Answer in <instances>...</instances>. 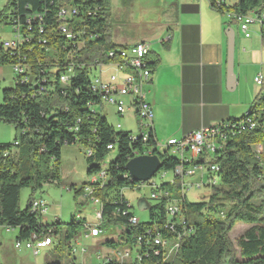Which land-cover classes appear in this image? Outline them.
Here are the masks:
<instances>
[{"label": "trees", "instance_id": "obj_1", "mask_svg": "<svg viewBox=\"0 0 264 264\" xmlns=\"http://www.w3.org/2000/svg\"><path fill=\"white\" fill-rule=\"evenodd\" d=\"M222 0H209L213 9L224 15L235 11L247 15L253 11L264 12V0H232L229 8L218 5ZM58 0H13L14 8L23 14L27 11L43 12L45 8L56 11ZM103 7L102 18L91 25V32L99 35L94 42L88 43L84 52V61L107 62L106 52L117 49L111 39L112 20L110 0H92ZM78 9H84V2H76ZM27 7H30L31 9ZM7 14L0 15V22ZM50 17V16H49ZM51 18V17H50ZM264 42V29H262ZM42 57L36 53L34 58ZM43 58V57H42ZM71 52L62 53V61H69ZM44 60V58H43ZM42 60V61H43ZM15 59L10 57L0 42V68L11 66ZM151 62L150 66H155ZM46 68V67H45ZM45 68H42L44 70ZM88 69L78 70L70 84L60 83L59 73L49 72L44 84H15L12 89L3 90V102L0 104V122L12 125L16 131L13 144H0V227L18 231L17 239L29 240L32 235H47L49 229L60 234L58 247L64 244L71 255V243L78 239L86 223L82 219L72 218L64 227L58 221L45 223L31 212V202L37 192L46 184L60 180L61 152L64 146L82 144L92 149L94 155L87 157L90 165L87 175L94 176L102 171L107 173L103 188L96 190L95 196L102 203L100 228L107 232L110 227L122 226L118 241H123L125 248H138L141 264H264V91L239 119L227 122L237 126L245 119H256V128L229 135L222 149L212 156L204 155L196 163H212L220 167V183L208 188L197 202L187 198L183 203L186 220L179 252L172 261H167L162 248L150 245L156 233L164 239L174 240L164 229L166 219L165 204L160 202L152 206L149 222H140L137 226L130 223L134 216L122 191L137 184L131 182L125 170L130 160L141 156L150 148L160 158L164 172H173L181 161L172 156L169 150L161 151L154 133L150 134L148 144L142 140H132V133L115 130L104 114L94 111L91 106L100 105L101 96L90 88ZM42 73V72H41ZM18 143L16 146L15 144ZM113 145L118 153L117 159L108 169L99 165L113 152L108 146ZM18 149V158L3 157L6 150ZM180 181L175 185L163 184L162 189L177 194ZM84 188V187H83ZM76 191V198L85 190ZM31 190V197L26 210H22L21 192ZM238 223L249 228L238 239L237 247L230 238V233ZM177 239V238H176ZM104 245L119 249L117 242L108 239ZM159 250V255L155 252ZM74 258L66 264H76ZM46 264H64L61 262ZM109 264H118L111 262Z\"/></svg>", "mask_w": 264, "mask_h": 264}, {"label": "built area", "instance_id": "obj_2", "mask_svg": "<svg viewBox=\"0 0 264 264\" xmlns=\"http://www.w3.org/2000/svg\"><path fill=\"white\" fill-rule=\"evenodd\" d=\"M13 0H7V4ZM76 2H84V9H76ZM218 5L229 8L231 4L227 0L218 2ZM31 9L27 7V10ZM56 11L52 12L45 8L43 12L27 11L19 14V11L10 5L7 15L8 24L12 27L13 39L2 41L3 48L9 52L10 57L15 59L11 65L14 74V84H44L47 80L46 74L49 72L59 73V80L63 86L70 84L77 69L85 71L88 69L90 78V88L101 96V106L105 101L115 109L116 115L123 118L133 110L140 121V131L137 135L132 134V140L140 141L150 139L153 132L152 124L155 117L152 104L147 102L146 87L150 84L152 70L148 56L151 52V44L143 42L127 48L114 49L106 52L107 62L95 61L87 64L84 59V52L88 43L94 42L99 35L91 32V25L102 18L103 7L92 0H58ZM51 18H50V17ZM228 25H236L238 30L246 39L251 38V27H258L262 39V29H264V12L253 11L247 14V21H237V12L232 11V15H224ZM42 53V57L34 58L36 53ZM71 52L69 61H62V53ZM43 60V61H42ZM46 67V68H45ZM42 68H45L42 70ZM111 74L106 76V72ZM42 72V73H41ZM256 86L264 91V73H260L255 78ZM96 105L91 106L94 111ZM246 127L256 128V119H245L237 126H231L225 121L210 128H202L190 133L181 139H170L158 148L163 151L169 150L172 156L181 161L173 172L160 170L155 177L147 183H136L133 188L122 191H140L148 189L150 191L148 202L156 204L164 202L166 219L164 229L171 235L177 236L174 240H166L161 233H156L150 243L160 247L164 251V257L168 261L174 258L179 252L180 240L183 235L178 229H186V220L183 213V203L186 195L192 190H200L204 187L211 188L220 183V167L212 163H196L204 156H212L217 150L222 149L230 131L243 130ZM122 126L118 124L116 130L120 131ZM16 146L18 143L15 144ZM15 149V148H14ZM3 152L4 158H9L14 150ZM108 150L113 151L114 146H108ZM92 149L86 151V157H92ZM155 155L152 148L146 150L141 156ZM140 157V156H137ZM169 176L171 178H169ZM91 180L84 186L87 190V198H81L84 202H96L95 196L98 188H103L107 181L106 171L90 176ZM197 178V180H196ZM196 180V181H195ZM180 181V190L177 194L162 189L163 184L175 185ZM126 198V197H125ZM131 208V203L127 200ZM101 203V201H100ZM133 210V209H132ZM31 212L38 215L42 220L49 215V204L42 198H34L31 202ZM102 220L101 208L96 214L98 224L86 222L83 226L82 236L88 238H100L103 231L100 228ZM141 222L135 215L130 219L133 226ZM7 232H15L11 228H6ZM60 234H56L54 229H49L47 235L34 234L29 240L16 239L14 248L16 251H30L37 256V251L44 247L47 241H58ZM142 238L138 240V248H126L125 250H111V254L102 258L100 264L116 262L118 264H141L142 258L139 251ZM73 255L85 256L88 253L86 248L80 247L78 239L71 243ZM155 255H159L156 249ZM76 264H82L77 262Z\"/></svg>", "mask_w": 264, "mask_h": 264}, {"label": "crops", "instance_id": "obj_3", "mask_svg": "<svg viewBox=\"0 0 264 264\" xmlns=\"http://www.w3.org/2000/svg\"><path fill=\"white\" fill-rule=\"evenodd\" d=\"M110 2L111 39L117 49L151 44L148 60L156 65L151 66L146 91L155 114L152 130L161 146L247 113L260 93L254 80L264 73L261 37L243 36L239 52L235 46L233 85L228 73L227 35L234 28L209 0H115L114 7ZM126 115L140 131L136 113L131 110ZM124 127L130 128L124 132L132 133V125L126 127L125 120ZM98 239L93 240L99 244Z\"/></svg>", "mask_w": 264, "mask_h": 264}, {"label": "rangeland", "instance_id": "obj_4", "mask_svg": "<svg viewBox=\"0 0 264 264\" xmlns=\"http://www.w3.org/2000/svg\"><path fill=\"white\" fill-rule=\"evenodd\" d=\"M113 7L115 0H112ZM229 4H233L232 0H227ZM7 0H0V15L4 12L8 15V10L6 9ZM225 18V17H224ZM0 22V42L4 40L13 39L12 27L8 24V21L5 20ZM233 28L237 32V42L236 49L239 52L244 45V37L238 30L236 25H233ZM252 36L254 38H260V32L258 31V27H251ZM0 104L3 102V90L14 88V74L12 72L11 66L7 65L0 68ZM111 72L107 71L106 76L110 75ZM252 104H250L247 108L249 109ZM97 111H100L104 114L107 121L110 125L116 128L118 124H120L123 128L122 131L130 130V128L124 127L132 125L133 128L132 134L137 135L139 132L138 126L135 122L130 120L126 115L124 119L119 118L116 115L115 109L112 108L105 101L101 106L96 107ZM134 125V126H133ZM16 139V131L12 125H9L4 122H0V144H13ZM163 145V144H162ZM118 157V153L113 151L111 152L107 158L101 162L99 165L103 170L109 168L110 164L114 162ZM18 158V149L15 148L12 151V155L10 159ZM90 165L87 161L86 157V147L82 144H76L72 146H64L61 152V165H60V180L59 182L53 184H46L42 191H39L35 194L34 198H42L47 201L49 204V215L46 216L45 220L48 222H56L58 221L62 227L69 224L72 218L82 219L88 223L98 224L96 221V214L101 208L100 200L96 202H84L81 198H87V196H81L76 198V191H80L86 184L91 180V178L87 175L88 169ZM208 192V188L204 187L200 190H192L188 192L187 198L190 202H197L201 199V197ZM84 194V193H83ZM86 194V192H85ZM150 191L148 189H142L140 191H125L126 199L131 203L134 215L140 219L142 222L150 221V213L149 211L141 212L138 209V201L141 198H149ZM31 197V190L24 189L21 192V209L26 210L28 207V202ZM151 206L155 205V202H150ZM101 224V223H99ZM249 228V226L238 223L233 231L230 233V238L234 243L235 247H237L238 239L245 233V231ZM108 231L103 233L101 237V242L98 244L97 240L89 239L86 240L82 237L78 238L80 247L86 248L88 253L84 256V261H82V257L80 254L71 255L69 249L66 245H62L59 248L57 243L51 247H47L42 249L39 253V256H34V254L30 251H16L14 248L15 241L18 235V231L15 232H7L5 227H0V264H46V263H68L74 258H78L82 264H100V260L98 256H108L111 254V250L105 246L103 243L111 239L117 242V247L119 249L115 250H125L126 245L123 241H118V238L121 232L124 230L122 226L110 227L107 229ZM104 236V237H103ZM98 239V240H99ZM56 246V247H55ZM172 258V257H171ZM170 259L169 261H172Z\"/></svg>", "mask_w": 264, "mask_h": 264}, {"label": "water", "instance_id": "obj_5", "mask_svg": "<svg viewBox=\"0 0 264 264\" xmlns=\"http://www.w3.org/2000/svg\"><path fill=\"white\" fill-rule=\"evenodd\" d=\"M228 37V73L231 84H235L236 75L234 72V57L236 46V31L229 30ZM163 169V164L158 155L140 156L133 158L128 162L125 167L126 172L129 174L131 180L135 183H147L152 180L155 175ZM138 209L143 211H150L152 206L146 198H141L138 201Z\"/></svg>", "mask_w": 264, "mask_h": 264}, {"label": "bare ground", "instance_id": "obj_6", "mask_svg": "<svg viewBox=\"0 0 264 264\" xmlns=\"http://www.w3.org/2000/svg\"><path fill=\"white\" fill-rule=\"evenodd\" d=\"M76 9H78V7L76 6ZM225 15H232V12H227ZM237 21H247V15H240V14H237ZM147 102H149L148 100H147ZM115 130H116V128H114ZM255 128H253V127H246V130H254ZM241 132H243V130H236V131H230V135L232 134V136L233 135H235L236 133H241ZM143 141V143H147V140H142ZM110 146H113V145H110ZM129 175V174H128ZM129 177V176H128ZM130 178V177H129ZM130 180H131V178H130ZM131 182H133L132 180H131ZM135 183V182H134ZM85 192H86V194H85V196H87V190H85ZM31 210V209H30ZM59 242V241H58ZM57 243V241H47V243L46 244H44V247H41V250L42 249H45V248H49V247H51V246H53V245H55ZM56 246H59V245H56ZM55 246V247H56ZM179 246H180V244H179ZM40 250V251H41ZM40 251H37V256H39V253H40ZM170 259H172V258H169L168 259V261L170 260Z\"/></svg>", "mask_w": 264, "mask_h": 264}]
</instances>
